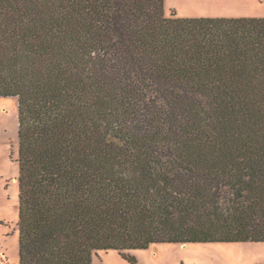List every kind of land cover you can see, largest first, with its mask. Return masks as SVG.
Returning <instances> with one entry per match:
<instances>
[{
	"label": "trees",
	"instance_id": "16d2710c",
	"mask_svg": "<svg viewBox=\"0 0 264 264\" xmlns=\"http://www.w3.org/2000/svg\"><path fill=\"white\" fill-rule=\"evenodd\" d=\"M19 100V264L264 242V17L165 0H0Z\"/></svg>",
	"mask_w": 264,
	"mask_h": 264
},
{
	"label": "rangeland",
	"instance_id": "374dc122",
	"mask_svg": "<svg viewBox=\"0 0 264 264\" xmlns=\"http://www.w3.org/2000/svg\"><path fill=\"white\" fill-rule=\"evenodd\" d=\"M181 17H264V0H165ZM19 100L0 96V264H19ZM139 264H264V242L159 243L128 251ZM93 264H133L118 250L98 251Z\"/></svg>",
	"mask_w": 264,
	"mask_h": 264
}]
</instances>
